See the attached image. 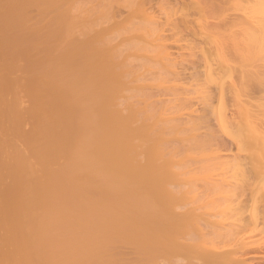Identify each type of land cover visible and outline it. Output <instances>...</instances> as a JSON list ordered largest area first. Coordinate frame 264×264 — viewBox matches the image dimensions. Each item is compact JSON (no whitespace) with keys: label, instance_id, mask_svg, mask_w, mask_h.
<instances>
[{"label":"bare ground","instance_id":"6f19581e","mask_svg":"<svg viewBox=\"0 0 264 264\" xmlns=\"http://www.w3.org/2000/svg\"><path fill=\"white\" fill-rule=\"evenodd\" d=\"M84 1L0 0V264H264V0Z\"/></svg>","mask_w":264,"mask_h":264},{"label":"rangeland","instance_id":"374dc122","mask_svg":"<svg viewBox=\"0 0 264 264\" xmlns=\"http://www.w3.org/2000/svg\"><path fill=\"white\" fill-rule=\"evenodd\" d=\"M88 1H90V0H85L84 1V3H88ZM102 2V0H94V5H96V6H99L100 5V3ZM80 3V2H79ZM78 3V4H79ZM77 3L75 2V5H76ZM81 4V3H80ZM55 6V5H54ZM53 6V7H54ZM156 6H158V5H155L154 7H153V9H156L157 7ZM53 7H51V8H53ZM55 8V7H54ZM123 8V7H122ZM50 9V8H49ZM125 9V8H124ZM55 10L56 11H54V12H52L53 11V9H52V13L53 14H55V13H57V12H59L56 8H55ZM116 10H119V8H117ZM51 12H49V13H51ZM121 12V11H120ZM52 15V14H51ZM127 16V11H126V9H125V11L123 10L121 13H118V11H116V20H118V21H120V20H123L124 19V17H126ZM107 24L105 23V26H106ZM76 30H77V28H76ZM77 34V33H76ZM20 74V73H19ZM18 75V74H17ZM154 91V90H153ZM154 92H156V91H154ZM28 102H26L25 104H27ZM30 103H28L27 104V106L29 105ZM1 125V124H0ZM30 126H31V124H29V123H27V125H26V128L27 129H29L30 128ZM1 127V126H0ZM7 138V137H6ZM8 138H9V136H8ZM194 206H196V203L195 202H191V203H188L186 206H185V208L184 209H189V208H193ZM213 219H215V220H217L218 219V217H213Z\"/></svg>","mask_w":264,"mask_h":264}]
</instances>
